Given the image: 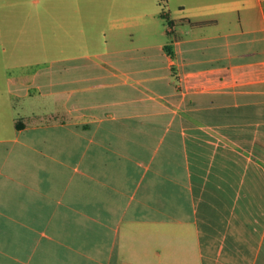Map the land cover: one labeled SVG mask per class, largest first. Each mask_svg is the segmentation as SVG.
<instances>
[{
    "label": "crops",
    "instance_id": "1",
    "mask_svg": "<svg viewBox=\"0 0 264 264\" xmlns=\"http://www.w3.org/2000/svg\"><path fill=\"white\" fill-rule=\"evenodd\" d=\"M165 2L7 77L0 264H264V0Z\"/></svg>",
    "mask_w": 264,
    "mask_h": 264
},
{
    "label": "rangeland",
    "instance_id": "2",
    "mask_svg": "<svg viewBox=\"0 0 264 264\" xmlns=\"http://www.w3.org/2000/svg\"><path fill=\"white\" fill-rule=\"evenodd\" d=\"M166 0H0V128L15 130L20 114L8 92L9 75H33L35 61L46 67L53 58L116 48L117 25L138 16L154 17L149 31L154 42L167 40ZM161 3V6H159ZM153 12L151 15L150 12ZM139 27L122 31L124 42L142 41ZM21 104V103H20Z\"/></svg>",
    "mask_w": 264,
    "mask_h": 264
},
{
    "label": "trees",
    "instance_id": "3",
    "mask_svg": "<svg viewBox=\"0 0 264 264\" xmlns=\"http://www.w3.org/2000/svg\"><path fill=\"white\" fill-rule=\"evenodd\" d=\"M161 16H162L163 18L169 20V17H168V15H167V13H166L165 10H163V11L161 12ZM172 25H174V23H173V22H170V26H172ZM169 48H170V47H167V49H169ZM17 126L20 127V123H19V122L17 123Z\"/></svg>",
    "mask_w": 264,
    "mask_h": 264
}]
</instances>
